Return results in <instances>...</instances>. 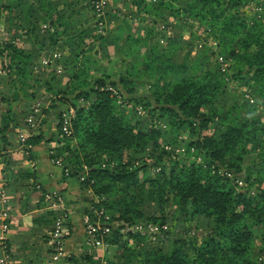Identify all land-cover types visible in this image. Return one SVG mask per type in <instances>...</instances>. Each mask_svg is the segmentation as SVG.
I'll return each mask as SVG.
<instances>
[{"label": "trees", "instance_id": "16d2710c", "mask_svg": "<svg viewBox=\"0 0 264 264\" xmlns=\"http://www.w3.org/2000/svg\"><path fill=\"white\" fill-rule=\"evenodd\" d=\"M72 1L7 0L2 7L11 26L24 22L25 37L31 35L36 39L38 35L41 41L32 46L34 50L14 41L0 42V68L5 70L0 75V83L7 89L0 90V141L6 140L8 126L16 127L28 115L45 113L53 122L55 134L51 139L57 143L49 157L60 159L64 177L79 181L82 200L87 205L82 211L90 218L95 209L109 215L111 220L128 225L155 221L141 207L148 201L161 207L163 191L169 186L171 204L179 214L203 216L207 220V234L192 246L190 253L184 251L179 240L166 248L143 246L139 243L144 238L137 231L126 233L134 244L122 241L119 231L122 225L111 224L108 232L99 238L106 244L121 246L127 256L121 253L119 261L106 258V264H264L252 256L257 246L255 241L264 242V139L260 135L264 125L250 112L240 117L219 104V94L226 83L222 79L224 74L209 64L207 47L180 61L175 54L180 47L176 37L158 31L159 37L166 41L160 46L153 29L156 17L198 20L199 25L214 31L216 49L231 51L228 53L232 61L229 79L236 82L247 76L254 94L264 100V1L259 3L260 19L247 20L238 11V5L246 0H153L147 4H142L144 0H130L144 11L145 17L140 18L142 24L149 21L152 26L138 21L143 33L124 34L122 45L117 44L118 37L111 39L107 34L93 33L97 30L95 26L79 28L78 11L92 0ZM126 1L120 0L122 5ZM112 9L116 11L117 7ZM108 10L104 14L110 18ZM39 21L50 28L42 32L44 35H39ZM75 24L79 30L74 32ZM60 36L66 37L68 54L60 55L52 63H58L68 78L62 81L53 69L32 73L38 53H50L56 45L60 46ZM86 37L98 42L95 52L106 63L117 60L108 54V45L123 53L118 72L101 70L99 60L87 54ZM134 70L138 72L135 74ZM136 83L149 87L138 94L139 98L134 89ZM108 86L117 91L123 102L134 100L140 104V110L150 118L148 124L136 128L120 111L116 96L103 88ZM32 88L41 90L44 96L36 99L40 108L35 115L29 103L36 97L30 91ZM21 97L29 105L15 110L13 103ZM253 104L245 105L253 111ZM69 109H72L70 135L65 136L60 128L62 115ZM154 118L163 122L166 129L153 125ZM213 119L221 125L216 135L207 129ZM187 131L196 138L186 142L185 149L194 145L202 157L201 163L172 160L167 172L163 166L151 177L145 163L134 162L147 152L153 156L158 146L163 151L162 140L175 141ZM41 139L37 129L26 137L25 144L33 146ZM252 154L255 155L253 164H244V157ZM219 167L234 172L244 169L245 181L253 193L236 192L228 179L214 172ZM25 174L26 177L33 175L29 170ZM12 186L13 182L6 184L8 191ZM56 217H61L60 211H46L33 221L41 223V227H50ZM261 228L262 232L257 233ZM46 237L42 235L43 240ZM5 247L7 250L6 242ZM83 258L90 264H98L93 254L86 253ZM72 264H77L76 259Z\"/></svg>", "mask_w": 264, "mask_h": 264}, {"label": "rangeland", "instance_id": "374dc122", "mask_svg": "<svg viewBox=\"0 0 264 264\" xmlns=\"http://www.w3.org/2000/svg\"><path fill=\"white\" fill-rule=\"evenodd\" d=\"M72 1V0H71ZM75 1V0H74ZM99 2V5L102 4V1L104 2L102 6H100L101 10L96 11L93 6L95 2ZM153 0H144V3L147 4L151 3ZM264 0H246L241 2L238 5V11L241 16L246 18L247 20L252 19H260V15L262 13V8L260 6V2H263ZM73 2V1H72ZM77 2V1H76ZM126 5H122L120 0H92L90 4L83 5L80 7L78 11V19L80 21V27H87L92 28L96 27L97 30L93 33H100V35L107 34L108 37L111 39H114L115 37H118L117 44L122 45V39L124 37V34H142V29H139V23L142 24L141 16L144 15V11L136 8V3L131 2L130 0L126 1ZM7 3V0H0V42L4 41H14V43L22 46L25 49H32L37 44L36 42H39L41 40L37 39L39 36H35L36 39L33 38V36L29 35L25 37L24 33V22H21L18 25L11 26L12 22H8V17L6 11L2 9L4 4ZM74 3V2H73ZM83 3V2H82ZM117 7V10L114 11L112 9L113 7ZM108 8L112 9L111 11L108 10ZM110 11L111 16L110 18H107L104 14L105 11ZM139 13V16L136 17L135 14ZM103 17L101 20L100 17ZM105 16V17H104ZM145 17V15L143 16ZM140 19V20H139ZM109 20V21H108ZM147 21V20H146ZM148 24L150 26L149 21L143 22L142 25ZM120 27V30H117L118 26ZM38 26L40 28V33L44 32L49 28V26L46 23H42L39 21ZM152 26V25H151ZM150 26V27H151ZM78 24H75L72 26V31L79 30ZM50 29V28H49ZM93 29V28H92ZM153 29L157 32L158 36V43L160 46H164L166 44V41L163 39V37H159V32L164 31L166 36H175L179 43V50L176 51V59L183 61L184 59L191 58L193 54L196 53L197 50L207 47L210 51L209 54V64L211 67H217L219 71H221L224 75H222V79L224 80V83L226 85H223L221 88L220 94H219V104L223 105L226 109L229 108L231 110V114L239 115L240 117H243L246 113H249L252 115L254 119H258L260 121V124L264 125V100H261L258 96L254 94L255 90L252 87V85L248 82L247 76L238 79L236 82H233V80L229 79L230 72V64L231 56L228 54L231 51H227L226 53L222 51V49L219 50L215 48V40H214V31H209L207 27H203L199 25L198 20L196 19H190L188 17H180V16H169V17H156V23L153 26ZM159 31V32H158ZM39 35H44V33ZM92 33V34H93ZM162 35V34H161ZM160 35V36H161ZM66 37L60 36L58 43L60 46L56 45L52 52L50 53H44V51H40L36 57V60L34 65L32 66V73H42L43 67H47L50 69H53L54 73L56 75H60V79L62 81H65L68 77L62 73V70L58 63H52L53 59L58 61L60 55H67L68 54V48L66 45ZM35 41V42H34ZM91 39L86 37L85 42V48L87 47L89 51H87V54H90V56L97 61L99 60V63L102 65L101 70L103 69L106 72H118L119 67L121 66L119 62L120 55L123 53H119L118 49H113L111 45H108L106 47V50L111 58L117 59L113 64L112 63H106L105 59L101 58L100 53H96L95 49L98 48V42H90ZM233 46V43H231ZM70 46V45H69ZM34 50V48H33ZM213 51V52H212ZM142 55V54H140ZM221 56L222 60L219 61L215 56ZM51 57V58H50ZM188 57V58H187ZM5 63V61H4ZM96 66L95 64L93 65ZM135 74L138 72L137 70H134ZM234 72V70H233ZM94 74L98 75L99 72L94 71ZM227 74V76H226ZM139 83H136L135 86V92L137 93V98H139L138 94H140L141 91H146L149 87L146 85H141ZM104 89L106 87H103ZM0 90L5 91V87L3 84L0 83ZM30 91L36 96L33 98V100L29 101L30 105L34 107L35 109L39 106L36 99H41L44 96L42 95L41 90L35 91L33 88L30 89ZM35 91V92H34ZM38 94H41L40 97H38ZM8 96L10 94L8 93ZM19 100H22V97L19 98ZM116 104L119 106L120 111L122 114H124L131 123L137 128L145 126L148 124V115L144 114L142 110H140V104L133 101H127L126 104L123 103V101H120L116 99ZM17 103V102H16ZM254 103V107L252 108L253 111L249 110L248 105ZM2 105V104H1ZM29 105V104H28ZM14 106V103H13ZM24 120L30 121L31 126L34 128V126L38 122V117L28 115L25 117ZM23 120V121H24ZM217 119H213L208 123L207 129L209 132L215 133V135L219 132L221 129V125L216 121ZM153 125L161 126L162 129H166L163 122L156 120H152ZM17 127V126H16ZM261 137L264 139V132H261ZM196 136L194 134H189L188 131L184 132L183 134H180L176 137L175 141L172 140H162L160 142V147L163 151L160 152L159 146L158 149L155 151L153 156L147 152L144 156H141L140 158L136 159L134 162L139 163H145L147 167L148 174L151 177H154L155 174L159 173L161 168L164 166L171 165L172 160L177 161H183L185 163L188 162V160H194L196 162H202V157L200 154L196 153L195 146H191L190 149L186 150L185 143L188 141H194ZM157 157V158H156ZM159 158V159H158ZM253 160H255V155H246L244 157V164L251 165L253 164ZM55 164L58 165L61 168L60 159L54 160ZM244 168V165H242ZM223 170L228 173H223ZM165 171V170H164ZM62 172V170H61ZM216 173H219L223 175L226 179H228L233 187V189L236 192L240 193H253L252 187L248 185V183L245 181L244 175V169L239 170L238 172H234L227 168L219 167L217 168ZM170 187L167 186L165 190L163 191L162 196V206L160 207L158 203L154 201H148L146 202L141 209L143 210L144 214L146 216H154L156 219L155 221H138L133 224H125L123 222H120V220H111L109 215H103L102 213L98 212L97 210L93 209V220L99 224V225H108V227H111L112 225H119L121 224L122 227L120 228V239L122 241H128L131 244H134V242L131 241V238L127 237V232L134 233L137 231L141 237H143V241L141 243L143 246H157V247H169L170 243L174 240H179V243L182 245V248L187 253L191 252V248L193 245H197L202 237L207 234L206 231V219L203 216L200 217H185L183 214H179L177 209L172 206L171 204V198H170ZM52 198L49 200L45 198V194L43 198L47 202H56L59 198L58 195L52 194ZM62 201V200H61ZM63 208H61L62 206ZM58 208V205L56 206V211L61 212V217L64 221V229L65 233L64 235L57 241H49L48 236L46 239V244L49 246V252L52 253L50 260L53 262L57 259H62L67 257V253L64 250L65 248V236L69 232L67 230L66 223L70 220V215L73 211L69 208H64V202L62 201ZM81 208L77 207V215L78 223L82 226L83 233H84V241L82 242V247L80 245V251L82 250L83 253L87 254H93L95 258L98 260V264L105 263L106 264V258L110 260H116L119 261V256L121 253L125 254V251L122 250L121 246L116 247L115 245H110L104 243V241H98V244L96 245H89L86 241V234L84 229V221L89 220L88 214L84 213L82 209L84 207H87L85 202H81L79 204ZM88 209H91V206H88ZM85 219V220H84ZM51 226V225H50ZM50 227H48L49 230ZM47 230V231H48ZM262 232V228L257 230ZM258 241H255V244L257 245L255 250L252 253V256L258 260L264 263V242L262 243L260 239H257ZM105 244V245H104ZM99 251H98V250ZM127 256V255H126ZM90 264V263H88Z\"/></svg>", "mask_w": 264, "mask_h": 264}, {"label": "crops", "instance_id": "0c3cea01", "mask_svg": "<svg viewBox=\"0 0 264 264\" xmlns=\"http://www.w3.org/2000/svg\"><path fill=\"white\" fill-rule=\"evenodd\" d=\"M48 70L51 69L43 67V71ZM4 72L5 70L0 68V75ZM25 102L24 99L17 101L14 109L20 110L23 106H28ZM38 107H32L34 115L38 114ZM37 117L38 122L34 128L27 124V120L18 123L17 127L8 126L5 132L6 140L0 141V174L6 182L5 190L9 202V229L5 239L8 264H72L73 259H76L77 264H88L83 258L86 253L80 251L84 233L75 215L76 208H81L79 204L83 201L79 181L75 177H64L61 168L50 159L49 153L57 146L55 140L51 139L55 128L50 116L39 113ZM24 127L27 128V137L38 129L42 139L33 146L26 145L25 142L21 145L16 135ZM26 170L33 175L26 177ZM9 182H13L14 186L8 191L6 184ZM45 193L58 195L64 202V208L73 211L69 216L68 225L66 224L69 231L65 236L64 248L67 257L53 262L50 260L52 253L46 249L47 237L42 239V235L47 236L48 227H41V223L33 221L46 211H56L60 208L58 206L56 209L53 202H47L43 198Z\"/></svg>", "mask_w": 264, "mask_h": 264}, {"label": "built area", "instance_id": "2783aa9c", "mask_svg": "<svg viewBox=\"0 0 264 264\" xmlns=\"http://www.w3.org/2000/svg\"><path fill=\"white\" fill-rule=\"evenodd\" d=\"M104 2L102 1V4ZM99 2H95L93 8L96 11L101 10ZM215 45V44H214ZM219 61L222 60L221 56H215ZM105 90L110 91L114 96H116V98L120 101H122L120 99V97L117 94V91L113 88V87H106ZM124 104H126V102H123ZM72 114V109L68 110L67 114H63L62 115V122H61V132L63 133V135L68 136L70 135V128H69V118L70 115ZM27 124L29 126H31L30 121L27 122ZM27 128L24 127L23 129H20V131H18L16 138L17 141L23 145L27 134H26ZM223 173H228L226 171L223 170ZM5 181H3L2 176L0 174V264H8V252L6 250L5 247V239H6V234L8 232L9 229V222H8V216H9V202H8V193L5 190ZM52 194L51 193H45V198L46 199H50L52 198ZM53 204L60 206L62 204L61 199H58L56 202H54ZM101 213V211H99ZM93 217V216H92ZM89 220H85L84 221V229H85V234H86V241L89 245H96L98 244V241H101V238H99V235H102L106 232H108L109 227L108 225H99L97 224L94 220H92L93 218H90L89 215L87 217ZM65 233V229H64V221L62 219V217H56L49 230L47 231V236L49 241H57L59 240ZM105 245V244H104ZM105 264V263H102Z\"/></svg>", "mask_w": 264, "mask_h": 264}]
</instances>
